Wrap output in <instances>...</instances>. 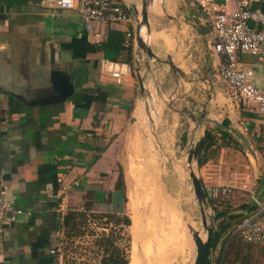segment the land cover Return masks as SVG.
Wrapping results in <instances>:
<instances>
[{"label":"crops","instance_id":"0c3cea01","mask_svg":"<svg viewBox=\"0 0 264 264\" xmlns=\"http://www.w3.org/2000/svg\"><path fill=\"white\" fill-rule=\"evenodd\" d=\"M109 1L135 4L140 11L141 0ZM127 18L110 25L106 40L97 46L88 40L76 10L52 7L46 0H0V176L14 204L27 212L2 226L0 264H54L55 256L48 255L47 249L60 223L58 176L78 182L71 186L70 209H80L84 203L90 208L101 200V189L123 190L116 141L135 117L149 114V103L155 99L152 87L160 97L183 101H197L200 95L209 99L217 91L220 58L212 53L210 29L198 7L185 0H153L148 8V31L142 34L147 33L154 57L141 51L136 54V21L132 15ZM127 31L133 35L128 47L123 45ZM103 58L130 65L124 83L115 85L102 77ZM238 59L254 67L255 84L264 87V59L245 52H239ZM52 69L65 71L73 84V93L65 100L51 101ZM241 102L254 110L251 120L260 124L264 135V117L254 105ZM201 109H176L191 124L197 111H205L204 120L194 130L199 132L197 141L205 130L216 135V127L227 133L234 130L227 116L217 121L211 108L201 105ZM180 136L185 138V134ZM252 159L259 164L253 155ZM129 165L130 175L141 174V165L158 172L157 162L143 160L141 155ZM254 167L246 189L258 191L253 189L259 180ZM201 179L208 184L205 173ZM247 206L251 207L249 201Z\"/></svg>","mask_w":264,"mask_h":264},{"label":"rangeland","instance_id":"374dc122","mask_svg":"<svg viewBox=\"0 0 264 264\" xmlns=\"http://www.w3.org/2000/svg\"><path fill=\"white\" fill-rule=\"evenodd\" d=\"M157 7L160 11V7ZM178 34L179 32L177 36ZM166 41L172 45L170 39L166 38ZM217 87V91L209 99L200 95L197 101L160 97L154 93L156 90L152 87L155 99L153 103H149L147 110L149 114L144 113L135 117V122L127 124L116 141L120 161L118 171L123 181V190L111 193V190L104 188L101 189V200H96L89 209H86L87 203H84L79 211L85 213L86 219L73 232L75 235L67 237L61 228H57L52 238L56 244L54 264H100L102 251L97 239L102 232L108 233L110 229L114 231L116 244L124 249L123 253L129 259L128 264H193L196 253L193 231H198L203 239L206 232L201 223L199 204L193 192L186 157L189 147H195L197 143L199 132L194 130L205 117H201V105L202 108H211L217 121L227 116L230 125L235 127L230 136L225 138L217 136L218 139H215L212 146L204 152L206 158L201 165L195 158L192 161V168L198 177L205 173L207 186L216 184L237 187L223 199L210 200L207 197L208 204L210 201L214 204V208L211 206L212 210H208L207 214L210 211L222 210L224 207L230 208L233 215L238 214L242 205L248 202L244 190L250 185L246 181L250 180V174H253L252 168L255 172L254 166H257L256 175L259 180L253 189L258 190L255 192L264 199V184L261 182L264 175V135L260 133V124L256 125L251 120L253 118L251 111H254L251 107L242 106L239 104L240 101L229 97L220 83ZM163 89L162 87L161 91ZM178 108L186 109V112L195 111V108L201 110L197 111L194 116L196 121L191 124L185 122L187 116L184 113L176 112ZM258 114L264 117V113ZM191 125H194L192 129L189 128ZM244 125H247V128ZM180 134H185V138ZM249 153L252 164L248 161ZM140 155L143 160L153 158L157 162L158 172L154 173L151 169L147 171V165H141V174L130 175L132 169L129 163ZM252 155L255 161H259L258 165L253 162ZM148 174L151 175V179H147ZM238 187L244 188L238 190ZM153 192L159 197L157 206L154 203L156 196ZM167 199L176 206L175 213L179 216L177 226L180 225L178 230L170 225L168 209L164 203ZM105 213L126 216L129 218V224H121L118 227L106 225L104 224L106 218L101 216ZM134 219L139 222L140 231L144 232V236L141 232L135 236L132 228ZM177 233L180 234V239L174 236ZM225 235L226 233L220 236L214 247L212 246L211 264H264V251L259 248L261 246L246 244L238 236H233L226 242ZM150 237L151 246L147 242ZM133 244L142 249L149 245L150 251L156 256L160 253V257H154L153 260L138 258L131 263Z\"/></svg>","mask_w":264,"mask_h":264},{"label":"built area","instance_id":"2783aa9c","mask_svg":"<svg viewBox=\"0 0 264 264\" xmlns=\"http://www.w3.org/2000/svg\"><path fill=\"white\" fill-rule=\"evenodd\" d=\"M185 1L198 7L206 17L212 53L220 58L217 75L225 92L235 101L252 104L258 113H264V87L256 86L254 67L243 64L238 59L239 52L264 59V0ZM46 4L76 10L88 40L97 46H101L106 40L110 25L128 20L125 8L109 0H46ZM132 40V33L127 31L123 45L130 46ZM100 71L102 77L109 78L115 85H121L131 72V67L122 61L103 58L100 60ZM199 178L210 200L223 199L237 189L230 185L207 186ZM57 182L60 195L56 212L62 223L63 217L70 210L71 186H77L78 182H68L64 175L58 176ZM241 188L238 187V190ZM244 191L251 207L238 210L240 218L228 229L227 235L229 238L238 236L247 244L264 247V199L252 189ZM26 213L23 208L14 204L9 186L0 176V233L4 224L11 223ZM55 251L56 244L51 239L48 253L54 255Z\"/></svg>","mask_w":264,"mask_h":264},{"label":"water","instance_id":"95a60500","mask_svg":"<svg viewBox=\"0 0 264 264\" xmlns=\"http://www.w3.org/2000/svg\"><path fill=\"white\" fill-rule=\"evenodd\" d=\"M152 2L153 0H141L140 11L135 4L125 5L124 8L127 15H132V17L136 21V31L134 39L136 54L141 51L147 54V56L154 57V53L147 44V33L145 34V36L142 34L144 33L142 31L143 28L146 30V32L148 31V8L152 4ZM136 61L139 64V59H137ZM136 76L138 78L139 88L143 91L144 86L140 78L139 68H136ZM50 81L52 89L54 91V96H52L51 101L65 100L73 93V84L70 81L69 75L65 71L52 69L50 71ZM204 115L205 111L201 113V117H203ZM193 158L194 147L190 146L187 151L186 161L188 164L189 177L193 187V192L199 204L201 223L206 232L205 239H203L199 235L198 231H193L192 236L196 252L193 264H211L213 242L212 239L216 222L220 218L229 214L231 211L218 210L216 212L210 211L209 214H207L208 210H212V208L211 205L208 204L207 195L202 186L201 180L192 168ZM262 183L264 184V176L262 177Z\"/></svg>","mask_w":264,"mask_h":264},{"label":"trees","instance_id":"16d2710c","mask_svg":"<svg viewBox=\"0 0 264 264\" xmlns=\"http://www.w3.org/2000/svg\"><path fill=\"white\" fill-rule=\"evenodd\" d=\"M225 123L222 121V125ZM218 134L216 135L214 131L211 130H205L204 135L197 141L196 146L194 147V158L196 159L197 163L201 165L206 158V155L204 154L205 151H207L215 139H218L217 136H220L221 138H225L227 136H230V133H227L225 130H222L220 127H216L215 129ZM210 205L214 208V204L210 201ZM247 204L242 205V207H246ZM86 209H89L87 207ZM217 210V209H216ZM222 210H231L230 208L224 207ZM101 216L106 218V221L104 224L106 225H113L115 227H118L121 224L128 225L129 224V218L128 217H123L120 216L119 214L116 213H105L101 214ZM240 218V214L233 215L232 213L229 215H226L222 218H220L217 222L213 231V239H212V246L214 247L215 243L217 240L220 238V236H223V234L226 233L225 235V240L228 242V239H232L227 237V231L229 228L233 226L234 223H236ZM85 213L82 211H79V209H70L67 211L65 216L63 217L62 223H59L58 227L61 228L65 235L67 237L75 235L73 232L77 230L76 228L78 225H82L85 221ZM114 231L110 229V232L108 233H101V236L98 237L97 242L98 245L101 247L102 251V256H101V261L100 264H128L129 259L127 256L123 253V248L118 246L116 244V237L113 235ZM247 244V243H246ZM251 246L259 247L253 244H249ZM261 249L263 247H259ZM54 256V255H53ZM257 256V254H256ZM56 259V257H55ZM223 264V263H222Z\"/></svg>","mask_w":264,"mask_h":264},{"label":"bare ground","instance_id":"6f19581e","mask_svg":"<svg viewBox=\"0 0 264 264\" xmlns=\"http://www.w3.org/2000/svg\"><path fill=\"white\" fill-rule=\"evenodd\" d=\"M143 31H144V28H143ZM146 177H147V179H151L152 177H151V175H146ZM151 177V178H150ZM145 178V177H144ZM141 180V179H140ZM151 182V181H150ZM154 182V181H153ZM144 183V182H143ZM137 185V184H136ZM148 186V185H147ZM146 187V186H145ZM141 188L143 189V186H141ZM137 191V190H136ZM144 191V190H143ZM148 191V190H147ZM137 193V192H136ZM150 193H152V192H150ZM132 194V193H131ZM130 195V194H129ZM137 195V194H136ZM153 195H155V193L153 192ZM157 195V194H156ZM155 195V196H156ZM133 196V195H132ZM154 197V196H153ZM158 202H159V197L158 196H156V197H154V203H155V205L157 206L158 205ZM165 206L167 207V209H168V216L170 217V225H172L173 227H174V229H176V230H178V228H179V226H177V224L179 223V216H176V206H175V204H171V202H170V200L169 199H167V200H165ZM166 207H164V209H166ZM155 208H153V210H154ZM139 222L137 221V220H135L134 219V221H133V232H135V236H137V235H139V233L141 232L140 230V228H139ZM171 227V226H170ZM142 234H143V236H144V232H141ZM176 238H178V239H180V234L179 233H177V234H175L174 235ZM152 237V236H151ZM151 237L149 238V241H147V242H149L150 243V246H151ZM182 240V239H181ZM155 245H156V243H155ZM150 246L148 245V247L146 248V246H145V248H141V247H139V246H137V245H135V244H133V247H132V250H131V254H130V256H131V263H134L136 260H138V258L139 259H141V260H143V259H146V260H153L154 259V257H160V253H158V255L159 256H156V255H154V253L152 252V251H150ZM145 261V260H144Z\"/></svg>","mask_w":264,"mask_h":264},{"label":"flooded vegetation","instance_id":"af4514ba","mask_svg":"<svg viewBox=\"0 0 264 264\" xmlns=\"http://www.w3.org/2000/svg\"><path fill=\"white\" fill-rule=\"evenodd\" d=\"M47 251H48V250H47ZM48 255H51V254L48 253ZM41 256H43V254H41L39 257H41ZM48 264H49V262H48Z\"/></svg>","mask_w":264,"mask_h":264}]
</instances>
